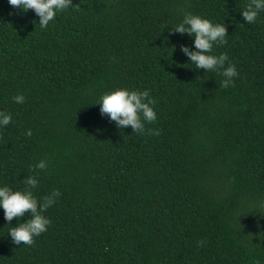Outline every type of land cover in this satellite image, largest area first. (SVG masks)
<instances>
[{"label":"trees","instance_id":"obj_1","mask_svg":"<svg viewBox=\"0 0 264 264\" xmlns=\"http://www.w3.org/2000/svg\"><path fill=\"white\" fill-rule=\"evenodd\" d=\"M0 264H264V0H0Z\"/></svg>","mask_w":264,"mask_h":264}]
</instances>
